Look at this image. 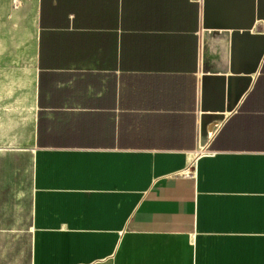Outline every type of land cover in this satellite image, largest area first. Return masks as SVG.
<instances>
[{
    "label": "crops",
    "instance_id": "1",
    "mask_svg": "<svg viewBox=\"0 0 264 264\" xmlns=\"http://www.w3.org/2000/svg\"><path fill=\"white\" fill-rule=\"evenodd\" d=\"M16 1L0 264H264V0Z\"/></svg>",
    "mask_w": 264,
    "mask_h": 264
},
{
    "label": "rangeland",
    "instance_id": "2",
    "mask_svg": "<svg viewBox=\"0 0 264 264\" xmlns=\"http://www.w3.org/2000/svg\"><path fill=\"white\" fill-rule=\"evenodd\" d=\"M10 16V0H0V145L27 142L32 128L33 70L27 68V21H20L16 29Z\"/></svg>",
    "mask_w": 264,
    "mask_h": 264
},
{
    "label": "water",
    "instance_id": "3",
    "mask_svg": "<svg viewBox=\"0 0 264 264\" xmlns=\"http://www.w3.org/2000/svg\"><path fill=\"white\" fill-rule=\"evenodd\" d=\"M258 19H261V15H260V14L258 15ZM250 25H251V24H249V26H248L247 29H250V27H251ZM244 29H245V28H244ZM233 61H234V64H236L237 61H238V51H237L236 48L233 50ZM218 125H219V122H213L212 124H210V126H209V128H208V132H209L210 135L212 134L213 129H214L215 127H217Z\"/></svg>",
    "mask_w": 264,
    "mask_h": 264
},
{
    "label": "built area",
    "instance_id": "4",
    "mask_svg": "<svg viewBox=\"0 0 264 264\" xmlns=\"http://www.w3.org/2000/svg\"><path fill=\"white\" fill-rule=\"evenodd\" d=\"M13 6H14L15 8L18 6V4H17V1H16V0H14ZM187 174H188V172H187V171H186V172H184V175H187Z\"/></svg>",
    "mask_w": 264,
    "mask_h": 264
}]
</instances>
